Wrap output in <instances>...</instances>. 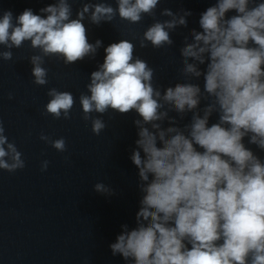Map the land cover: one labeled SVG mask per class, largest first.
Segmentation results:
<instances>
[{"label": "clouds", "instance_id": "obj_1", "mask_svg": "<svg viewBox=\"0 0 264 264\" xmlns=\"http://www.w3.org/2000/svg\"><path fill=\"white\" fill-rule=\"evenodd\" d=\"M74 2L54 0L40 14L4 10L0 61H13L12 50L28 42L35 52L26 57L32 83L46 87V58L70 66L95 59L103 47L99 39L89 42L85 20L136 25L150 17L153 22L133 38L141 49L167 51L175 46L172 33L187 29L193 15L161 8L164 0H115V7L87 0L73 18ZM198 25L182 34L174 83H158L156 69L135 54L137 44L123 38L104 48L103 63L79 95L81 118L96 136L107 128L102 117L110 110L135 113L137 139L129 158L138 170L139 207L135 226L121 224L109 244L126 264H264V0H215ZM46 95L44 115L72 118V92L51 87ZM5 133L0 119V170L12 174L26 161ZM39 139L68 151L64 137L41 132ZM50 163L42 160L40 171ZM93 187L105 197L116 195L109 184Z\"/></svg>", "mask_w": 264, "mask_h": 264}, {"label": "water", "instance_id": "obj_2", "mask_svg": "<svg viewBox=\"0 0 264 264\" xmlns=\"http://www.w3.org/2000/svg\"><path fill=\"white\" fill-rule=\"evenodd\" d=\"M53 2L0 0V15L11 10L18 16L27 8L40 14L39 9ZM84 2L87 0H75L73 18ZM108 2L116 6L115 0ZM213 3L215 0H164L161 8L174 12L184 8L193 13L187 29L172 33L175 46L167 51L150 45L141 49L133 38L142 35L153 22L150 17L136 25L118 18L112 24L99 26L85 20L89 42L99 39L103 47L95 59L85 58L70 66L56 57L46 58V87L32 83V66L26 57L35 52L28 42L23 48L12 50L13 61H0V119L9 141L16 143L26 161V167L15 173L0 170V264H126L121 256L112 255L109 244L115 242L121 224L135 226L139 207L138 170L129 158L137 139L132 124L135 113L121 116L110 110L102 117L107 128L96 136L91 123L81 118L79 95L87 92L85 85L91 72L103 63L104 48L123 38L137 44L135 54L156 69L158 83H174L180 67L182 34L191 28L199 30L200 14ZM51 87L70 91L76 97L70 120H55L43 114L50 99L46 92ZM9 92L14 94L11 101L7 98ZM41 132L52 139L64 137L68 151L59 153L41 141ZM45 159L51 163L46 172H41L40 164ZM97 182L111 185L116 195L96 193L93 186Z\"/></svg>", "mask_w": 264, "mask_h": 264}]
</instances>
